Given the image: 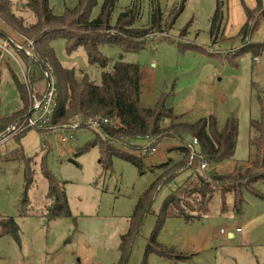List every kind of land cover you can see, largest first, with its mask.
<instances>
[{"label": "rangeland", "instance_id": "rangeland-1", "mask_svg": "<svg viewBox=\"0 0 264 264\" xmlns=\"http://www.w3.org/2000/svg\"><path fill=\"white\" fill-rule=\"evenodd\" d=\"M225 1L228 8L227 27L214 44L209 31L215 0H186L184 11L172 29H169L170 9L178 0H118L112 23L128 6L136 3L140 15L134 27L150 29L151 8L157 5L165 16V23H162L165 33H151L143 48L135 53H124L114 45H104L100 49L102 55L109 59V68L120 60L138 65L142 89L140 103L145 108H152L157 98L169 94L167 104L172 105L174 114L184 122L193 123L212 116L216 118L218 128L222 129L230 118L236 121L238 136L234 160L222 163L216 169L208 165L205 170L200 169V173L215 170L219 174H227L236 166L247 165L255 157V149L249 146V138L253 135L250 123L260 119L258 99L264 95V51L259 56L249 50L240 53L241 40L232 32L238 24L234 19L230 20L231 15L238 13L240 6L236 3V10L234 4H230L233 3L231 0ZM14 2L18 14L24 13L28 22H33V17L22 8L25 0ZM49 4L54 15H62L65 10L74 8L77 0H50ZM101 4L102 0H98L91 11L92 17L98 15ZM250 39L253 44H264V16ZM177 42L193 44L197 49L193 46L180 52ZM51 44L56 60L63 68L74 72L78 79L87 76L95 84L100 83V71L88 65L82 48L67 54L62 39ZM15 47L22 48V45ZM14 51L10 49V54L0 53V60L3 61L0 118H8L21 108L9 70L18 77L21 85L24 84L30 110L43 99L48 78L55 82L49 69L44 73L45 79L30 90L24 66ZM255 58L259 62L254 63ZM86 123L75 130L69 124H50L43 131L31 128L22 137H13L1 145L0 220L14 221L19 238L15 240L11 235L0 233V264L120 262L119 238L127 231L128 218L139 196L164 171L155 168L152 172L151 167L169 159L178 161L180 155L173 149L181 142L176 138H165L153 144L155 150L149 154L150 151L146 149L151 141L133 140L120 151L145 158L147 169L144 173L140 174L136 167L116 156L111 160V170L105 172L100 163L99 149L91 147L85 150L91 142H99L104 137L99 130L87 127ZM63 139L67 141L62 142ZM185 141L191 142L192 139L186 138ZM195 150L198 152V149ZM29 158L31 164L35 162L37 165L32 167L35 173L27 193L29 203L25 206L26 216H21L25 210L22 205L25 193L22 169L24 161ZM42 159H45L46 168L58 183H64L72 215L70 218L62 217L48 222L43 216L49 201L46 199L48 185L39 169ZM189 175L190 171L185 170L170 183L161 185L154 195L140 234L128 251L126 264H264V181L255 186L258 196L243 194L244 204L240 215L217 212L192 222L185 223L181 219L165 221L156 242L166 250H173L174 255L182 259L170 257L168 260L153 253L145 256L148 239L155 230L159 207L166 196L181 186ZM229 205L230 197L227 200ZM34 213L35 216L31 215ZM237 229L240 232L237 233ZM221 230L225 233H221Z\"/></svg>", "mask_w": 264, "mask_h": 264}, {"label": "trees", "instance_id": "trees-1", "mask_svg": "<svg viewBox=\"0 0 264 264\" xmlns=\"http://www.w3.org/2000/svg\"><path fill=\"white\" fill-rule=\"evenodd\" d=\"M254 1V9L251 10L243 0H240L246 21L236 36L241 40L240 53L249 50L255 56H259L264 51V44H253L249 38L256 31L259 21L264 16V7L263 0ZM49 2L50 0H25L22 8L34 19L29 23L23 16L24 13L18 14L14 0H0V43L8 41L11 49L15 50L14 52L24 66L26 83L30 90L37 83H41L45 79L44 73L51 69L57 91L56 109L50 121L52 126L70 124L75 117L82 122L99 119L100 133L104 140L91 142L85 150L91 147L99 149L100 163L105 172L111 170V160L116 156L136 167L140 174L144 173L147 169L144 163L145 158H137L131 153L120 151V148L130 145L133 140L148 139L151 141V145L146 149L150 151L149 154L155 149L153 144H158L165 138H176L181 142L180 146L173 149L180 155L178 161L174 162L169 159L154 168L151 167L152 172L156 169L160 171L164 169V171L139 196L138 203L128 218L127 231L119 238L118 250L121 257L118 264L127 263L128 251L140 234L154 195L161 185L170 183L175 176L187 170L190 171V175L184 183L171 191L159 207L155 230L148 239L145 253V256L153 253L168 260L170 257L171 259L172 257L182 259L174 255L173 250H166L156 242L157 235L165 221L181 219L185 223L192 222L217 212L240 215L243 211V194L250 193L258 196L255 186L264 181V95L258 99L260 119L250 123L253 135L249 138V146L255 149L254 159L248 161L245 166H236L232 172L227 174H219L215 170L200 173V164L203 161L216 169L222 163L234 160L238 136L236 121L230 118L222 129L218 128L217 120L212 116L200 118L193 123L184 122L180 116L174 114L172 105L167 104L166 98L170 96L169 94L157 98L152 108H145L140 103L142 89L138 65L120 60L109 68V59L100 52L104 45H114L120 47L124 53H135L143 48L151 33L163 35L165 28L162 23H165V16L158 6L153 5L151 8L150 29L143 30L134 27L140 15L136 3L128 6L112 23L118 0H102L99 13L95 17H92L91 11L97 6L98 0H77L76 6L71 10H65L62 15H54ZM185 2L186 0H178L170 9L169 29L173 28L175 21L184 11ZM214 9L210 19L209 37L215 44L223 36L225 26L227 27V1L215 0ZM21 38L25 41L18 42ZM57 39L64 41L67 54L73 53L77 48L84 50L88 65L100 71L99 84L90 81L87 76L78 79L74 72L59 64L51 44ZM26 40L31 41L32 46H28ZM15 44L22 45L21 50H17ZM180 44L177 42L180 52L195 46ZM199 51L202 50L199 49ZM2 63L3 61L0 60V76ZM9 72L18 93L21 108L8 118H0V138L5 137L12 126L21 124L20 122L30 111L28 108L30 100L24 84L21 85L18 77L10 70ZM28 130L19 134L18 138L25 135ZM186 138H195L198 144L197 155L191 164H189L191 152L187 148ZM151 146L153 147L150 148ZM24 163L22 170L25 193L22 205L25 210L21 216H26L25 206L29 203L27 193L35 173L32 167L35 168L37 165L35 162L31 164L30 158ZM39 169L48 185L46 199L49 204L43 215L45 220L51 222L62 219V217H72L64 183H58L46 168L45 159L41 160ZM229 197L231 205L227 206ZM31 215L35 216V213ZM0 230L2 235H11L15 240L19 238L18 227L12 220H0Z\"/></svg>", "mask_w": 264, "mask_h": 264}, {"label": "built area", "instance_id": "built-area-1", "mask_svg": "<svg viewBox=\"0 0 264 264\" xmlns=\"http://www.w3.org/2000/svg\"><path fill=\"white\" fill-rule=\"evenodd\" d=\"M26 44L28 46H32V42L29 40H26ZM16 48V47H15ZM11 46L8 45L7 42L0 43V53L4 54H10ZM20 47H17V50H20ZM56 99H57V91H56V85L53 80H50L48 78V83L46 84V90L45 94L43 96V99L40 101V103L35 106V108L31 109L29 113H31L30 116H26L19 124L18 126H12V128L9 129L8 134L3 137L0 141V147L2 144L5 143V141H9L13 139V137H17L19 134L25 132L28 129L34 128L39 131H43L45 128H48L50 126V121L53 117V114L55 113L56 109ZM78 117H75L74 124L70 123L68 126L72 128L73 130L80 128L81 124L85 125V122H79ZM106 123V121L104 122ZM86 126L92 129L99 130L101 129V122L98 118L96 119H90L87 121ZM66 139H63L62 142H66ZM188 150L191 152V158L189 161V164H191L193 158L197 155V151L195 150L198 146L197 140L195 138L192 139L191 142L186 143ZM155 149L152 150V153ZM1 157V155H0ZM200 169L205 170L208 167V164L203 161L200 164ZM236 232H240L239 229L236 230ZM221 233H225L223 230H221Z\"/></svg>", "mask_w": 264, "mask_h": 264}, {"label": "crops", "instance_id": "crops-1", "mask_svg": "<svg viewBox=\"0 0 264 264\" xmlns=\"http://www.w3.org/2000/svg\"><path fill=\"white\" fill-rule=\"evenodd\" d=\"M231 1L233 3H230V4H234V7L236 8V10H237V7L235 4L237 3L240 6L238 13H234L233 16L231 15V19H230V20L234 19L237 22L236 24H238V25H235V29H233V31H232L234 33V35H236L238 33L239 29L243 26L244 22L246 21V15H245L244 8H242V6H241L240 0H231ZM243 1L248 8H250L251 10L254 9V5H255L254 0H243ZM263 7H264V2H263ZM227 23H229V20ZM229 25H231V27L233 26L232 23H230ZM257 62H259V61L257 58H255L254 63H257ZM230 237L232 238V236H230Z\"/></svg>", "mask_w": 264, "mask_h": 264}, {"label": "water", "instance_id": "water-1", "mask_svg": "<svg viewBox=\"0 0 264 264\" xmlns=\"http://www.w3.org/2000/svg\"><path fill=\"white\" fill-rule=\"evenodd\" d=\"M7 43H8V42H7ZM30 115H31V113H28V116H30ZM28 116H27V117H28ZM230 238H231V237H230Z\"/></svg>", "mask_w": 264, "mask_h": 264}]
</instances>
